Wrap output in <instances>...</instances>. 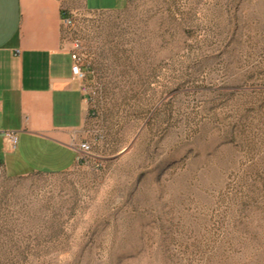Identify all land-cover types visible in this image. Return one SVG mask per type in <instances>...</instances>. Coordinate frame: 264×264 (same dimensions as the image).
Segmentation results:
<instances>
[{"label": "rangeland", "instance_id": "rangeland-1", "mask_svg": "<svg viewBox=\"0 0 264 264\" xmlns=\"http://www.w3.org/2000/svg\"><path fill=\"white\" fill-rule=\"evenodd\" d=\"M79 34L91 151L0 174V264H264V0H128Z\"/></svg>", "mask_w": 264, "mask_h": 264}, {"label": "crops", "instance_id": "crops-1", "mask_svg": "<svg viewBox=\"0 0 264 264\" xmlns=\"http://www.w3.org/2000/svg\"><path fill=\"white\" fill-rule=\"evenodd\" d=\"M127 3L0 0V163L7 177L60 174L77 164L74 141L89 119L90 107L62 44L61 6L105 12ZM5 132L17 134L15 150ZM10 164L15 170L26 168L21 172L28 174H11Z\"/></svg>", "mask_w": 264, "mask_h": 264}, {"label": "built area", "instance_id": "built-area-1", "mask_svg": "<svg viewBox=\"0 0 264 264\" xmlns=\"http://www.w3.org/2000/svg\"><path fill=\"white\" fill-rule=\"evenodd\" d=\"M91 13L77 7L66 5L61 6L62 16V44L66 48L72 61V75L75 80L80 83V90L90 107V115L92 117V106L94 104V85L91 81L92 71L87 64L85 56V48L83 40L79 34V22L85 15ZM4 138L10 144L12 150H15L18 137L15 132H5ZM78 156L77 162L81 160V154H88L91 151V145L88 142H81L76 148ZM4 171L3 165L0 164V174Z\"/></svg>", "mask_w": 264, "mask_h": 264}, {"label": "trees", "instance_id": "trees-1", "mask_svg": "<svg viewBox=\"0 0 264 264\" xmlns=\"http://www.w3.org/2000/svg\"><path fill=\"white\" fill-rule=\"evenodd\" d=\"M1 164V163H0ZM2 165V164H1ZM37 174H41V173H37Z\"/></svg>", "mask_w": 264, "mask_h": 264}]
</instances>
